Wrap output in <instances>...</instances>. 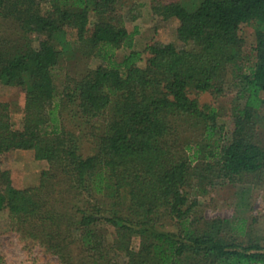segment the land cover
<instances>
[{
	"label": "trees",
	"instance_id": "1",
	"mask_svg": "<svg viewBox=\"0 0 264 264\" xmlns=\"http://www.w3.org/2000/svg\"><path fill=\"white\" fill-rule=\"evenodd\" d=\"M120 1L0 0V82L25 93L20 125L0 103V212L63 264H264V243L232 236L230 220L194 216L188 191L194 181L204 189L264 180V0L154 1V16L177 19L179 44L144 51ZM5 22L14 36L2 34ZM247 24L255 30L248 49ZM70 37L76 54L97 64L59 91ZM228 92L229 129L199 100ZM18 150L48 164L37 186L16 188L2 169Z\"/></svg>",
	"mask_w": 264,
	"mask_h": 264
},
{
	"label": "rangeland",
	"instance_id": "2",
	"mask_svg": "<svg viewBox=\"0 0 264 264\" xmlns=\"http://www.w3.org/2000/svg\"><path fill=\"white\" fill-rule=\"evenodd\" d=\"M154 1L181 2L189 8L195 7L201 0H121L118 5L119 16L123 18L126 28L130 32L135 30V49L144 51L151 44H179L176 37L178 27L177 19L163 21L159 16H154L151 6ZM136 6L135 13L139 15L136 20L130 17V9ZM2 34L14 36L18 31L13 24L3 23ZM255 30L253 24H247L240 30L244 45L248 49L254 44ZM71 50L64 54L59 68L56 70V84L59 91L63 89L67 76L79 78L90 68L96 66L95 61L86 60L76 54L75 40L69 38ZM60 48V47H59ZM127 50H121L118 58H122ZM144 54V58H145ZM144 64V62L142 63ZM235 93L215 98L210 93L199 96L201 104L210 105L221 113V122L226 128H230V114ZM0 103L7 104L13 120L20 125L22 110L25 103V93L19 87H11L0 82ZM65 124L68 128H74V123L67 116ZM103 121L97 120L96 131L102 126ZM260 137L264 142V125L260 127ZM93 152V143L87 135L82 141V153L87 156ZM49 168L44 161H38L31 150H18L10 159L2 164V169L10 174L12 186L24 189L37 186L40 183L42 171ZM190 200H196L193 215L207 219H226L232 222L231 234L245 244L252 241L264 243V180H256L252 176L245 177L236 184H216L200 189L196 181L188 188ZM166 229L175 228L173 221L165 219ZM242 228V229H241ZM138 240L133 241V247L138 248ZM0 251L5 264H63L60 260L46 252L41 246L32 240L22 238L13 228L6 211L0 212Z\"/></svg>",
	"mask_w": 264,
	"mask_h": 264
}]
</instances>
